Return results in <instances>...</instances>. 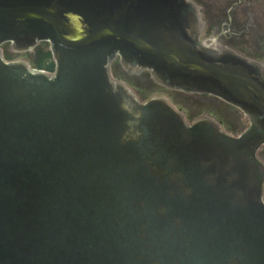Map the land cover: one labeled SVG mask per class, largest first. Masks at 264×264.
<instances>
[{"label":"water","instance_id":"95a60500","mask_svg":"<svg viewBox=\"0 0 264 264\" xmlns=\"http://www.w3.org/2000/svg\"><path fill=\"white\" fill-rule=\"evenodd\" d=\"M189 0H0V264H264V63ZM46 43L45 72L11 53ZM238 108L231 135L112 61Z\"/></svg>","mask_w":264,"mask_h":264},{"label":"flooded vegetation","instance_id":"af4514ba","mask_svg":"<svg viewBox=\"0 0 264 264\" xmlns=\"http://www.w3.org/2000/svg\"><path fill=\"white\" fill-rule=\"evenodd\" d=\"M189 1H194V4L200 8L203 32L200 33L199 40L221 41L226 43L237 55L251 61L264 63V0ZM39 47L47 49V44L43 42L38 43L32 52L29 53H11L7 48V44L1 45L2 55L7 60L18 59V56H24L30 61L36 57L35 53ZM115 61L117 62L115 59L109 66L110 73ZM122 73L123 78H118L119 81L129 87L133 92H137V90L142 91V94H149L148 98H150L161 96L160 92L165 91L168 94H173V96L176 95L186 99H192L199 105H207L209 107L203 110L199 116L210 117L221 129L224 130V121L221 118L218 119L217 115H220L222 118H230L231 121L228 120L230 133L236 134L246 127L247 123L244 121L241 111L215 96L207 94H184L167 90L156 85L146 72H142L139 75ZM139 84L142 85V88L138 87ZM165 99L176 110L180 111L188 122L195 119V117L188 115L186 108L180 104L177 105L176 103L170 102L167 97Z\"/></svg>","mask_w":264,"mask_h":264},{"label":"rangeland","instance_id":"374dc122","mask_svg":"<svg viewBox=\"0 0 264 264\" xmlns=\"http://www.w3.org/2000/svg\"><path fill=\"white\" fill-rule=\"evenodd\" d=\"M18 57H19L18 59L25 60L26 62L29 63L28 58H26L24 56H18ZM13 60H15V59H13ZM121 71L125 73V70L119 64H117V62L115 61L114 66L112 67V71H111L112 78L114 80H117L118 78H121L122 79L123 78V75H122L123 73ZM117 81H119V79ZM138 87H141L142 88V85L139 84ZM134 93L136 94V96L138 97V99L141 100V101L144 100V99H148V97H149V94L146 95L144 92H143L144 94H142V91H139V90H137V92L134 91ZM160 93H161V97L162 96L164 98L167 97L170 102L176 103L177 105L180 104L181 106H183L184 108H186V111H187V113H188V115L190 117L198 118V117H200L199 115H200V113L203 110L209 108L207 105H199L198 103H196V101H194L192 99H186L184 97H180V96H176V95L173 96V94H168L165 91L164 92L161 91ZM216 114H218V113H216ZM217 118L218 119L221 118L224 121V124H223L224 130L223 129L222 130L225 131V132H227V133H229V134H231V135H234L233 133H230V131H229L230 125L228 124L229 123L228 120L231 121L230 118H226V117H223L222 118V117H220V115H217ZM258 156L262 160H264V150H261L259 152Z\"/></svg>","mask_w":264,"mask_h":264},{"label":"trees","instance_id":"16d2710c","mask_svg":"<svg viewBox=\"0 0 264 264\" xmlns=\"http://www.w3.org/2000/svg\"><path fill=\"white\" fill-rule=\"evenodd\" d=\"M36 57L29 61V65L37 70H42L45 72H52L54 65L50 56V53L45 48H40L36 51ZM7 60L6 58H4Z\"/></svg>","mask_w":264,"mask_h":264}]
</instances>
